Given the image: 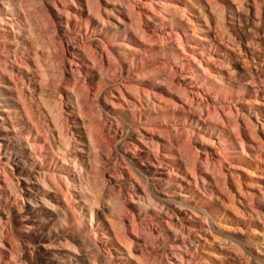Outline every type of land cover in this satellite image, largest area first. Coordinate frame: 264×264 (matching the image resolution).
I'll return each mask as SVG.
<instances>
[{
	"label": "rangeland",
	"instance_id": "1",
	"mask_svg": "<svg viewBox=\"0 0 264 264\" xmlns=\"http://www.w3.org/2000/svg\"><path fill=\"white\" fill-rule=\"evenodd\" d=\"M3 1L0 264H264V0Z\"/></svg>",
	"mask_w": 264,
	"mask_h": 264
},
{
	"label": "bare ground",
	"instance_id": "2",
	"mask_svg": "<svg viewBox=\"0 0 264 264\" xmlns=\"http://www.w3.org/2000/svg\"><path fill=\"white\" fill-rule=\"evenodd\" d=\"M20 0H4V9L6 10V14H10L11 17H14L13 19H15L14 21H20L22 23V21L25 20L27 21L25 23V26L28 28L27 30L30 32V33H33V29H32V26L33 24L31 23L30 21V18L29 16H24L23 19L20 18V15H19V11L21 9L18 10V5L19 3H21V1L19 2ZM20 6V5H19ZM21 7V6H20ZM21 12V11H20ZM23 15V14H22ZM1 20V19H0ZM2 21V20H1ZM0 21V22H1ZM16 21V22H17ZM6 22V21H5ZM12 24V23H11ZM19 24V23H18ZM23 24V23H22ZM13 25V24H12ZM20 25V24H19ZM24 29V28H22ZM16 31V30H15ZM34 34V33H33ZM32 34V36H33ZM38 56V55H37ZM37 56H36V59H37ZM37 65V64H36ZM40 65V64H39ZM42 66V65H41ZM38 67V65H37ZM40 68V67H38ZM43 69V67H41ZM42 71V70H41ZM44 71V70H43ZM45 73V72H44ZM68 99H71V95L70 97L68 96ZM43 101V100H42ZM70 101V100H69ZM45 103V102H43ZM46 104V103H45ZM49 104V103H47ZM46 104V105H47ZM57 104V103H56ZM61 106V105H59ZM72 106V104H71ZM48 107V111L47 112H50V115H51V119H52V122L55 126V128L58 130V133H59V136L62 138V142L63 140H65V137L64 135L62 134L61 132V127L59 125V117L62 116V114L60 115L59 112H58V109L54 110L50 105L47 106ZM57 107V106H56ZM46 108V107H45ZM54 111H53V110ZM60 111V110H59ZM58 112V113H56ZM63 144V143H62ZM64 145H68V143L66 142V140L64 141ZM63 145V146H64ZM65 147V146H64ZM67 148V147H66ZM69 158L68 156H66L64 158V160L67 162ZM63 160V161H64ZM77 160H75V158L71 157V163L74 164V170H77V171H80L82 168L80 167V164L78 162H76ZM79 164V165H78ZM62 171L61 172H65L67 175L62 174L60 173V177L67 182V184H69L68 182L72 183V186L74 189H76V192H77V195L80 196V199H81V202L84 203L83 207L84 209L82 210V213H81V220L83 222H91L90 219H87V209L88 208V212L90 213V216H91V219H93V216H94V210H93V206L96 205V202L98 201V195L97 193L94 191V188H93V185L90 183L89 179L88 180H81L78 175H74V176H71V170L65 166H62L61 167ZM80 220V221H81Z\"/></svg>",
	"mask_w": 264,
	"mask_h": 264
}]
</instances>
